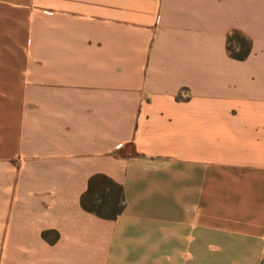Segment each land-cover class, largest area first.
I'll list each match as a JSON object with an SVG mask.
<instances>
[{"label": "crops", "instance_id": "1", "mask_svg": "<svg viewBox=\"0 0 264 264\" xmlns=\"http://www.w3.org/2000/svg\"><path fill=\"white\" fill-rule=\"evenodd\" d=\"M262 259L264 0H0V264Z\"/></svg>", "mask_w": 264, "mask_h": 264}, {"label": "trees", "instance_id": "2", "mask_svg": "<svg viewBox=\"0 0 264 264\" xmlns=\"http://www.w3.org/2000/svg\"><path fill=\"white\" fill-rule=\"evenodd\" d=\"M226 50L232 58L242 60L249 54L250 41L233 30L226 37ZM80 205L83 210L95 216L115 219L123 209L121 187L105 175H92L80 196Z\"/></svg>", "mask_w": 264, "mask_h": 264}, {"label": "built area", "instance_id": "3", "mask_svg": "<svg viewBox=\"0 0 264 264\" xmlns=\"http://www.w3.org/2000/svg\"><path fill=\"white\" fill-rule=\"evenodd\" d=\"M259 264H264V259H262Z\"/></svg>", "mask_w": 264, "mask_h": 264}]
</instances>
